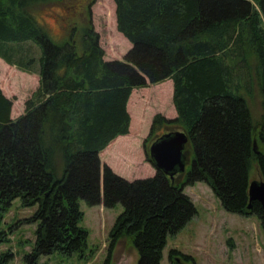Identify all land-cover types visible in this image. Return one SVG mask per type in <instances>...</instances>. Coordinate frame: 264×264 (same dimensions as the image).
<instances>
[{
  "label": "trees",
  "instance_id": "obj_1",
  "mask_svg": "<svg viewBox=\"0 0 264 264\" xmlns=\"http://www.w3.org/2000/svg\"><path fill=\"white\" fill-rule=\"evenodd\" d=\"M113 1L117 31L131 44L121 61L103 59L91 22L94 0H0V58L39 75L15 119L0 88V244L8 242L11 229L1 224L13 200L36 206L26 220L37 227L24 264L55 253L86 259L80 199L122 205L104 264L123 238L137 250V264H159L167 237L196 214L184 193L196 182L207 184L226 212L255 215L264 230L259 202L248 208L253 163L264 181V0ZM43 13L61 29L58 40ZM165 80L173 82L177 116L154 115L149 135L153 141L166 129L183 131L189 169L181 178L156 170L128 181L101 167L99 152L128 133L131 91ZM258 94L263 112L254 126L248 101ZM12 258L1 253L0 264ZM169 260L195 264L178 250Z\"/></svg>",
  "mask_w": 264,
  "mask_h": 264
},
{
  "label": "rangeland",
  "instance_id": "obj_2",
  "mask_svg": "<svg viewBox=\"0 0 264 264\" xmlns=\"http://www.w3.org/2000/svg\"><path fill=\"white\" fill-rule=\"evenodd\" d=\"M54 12L61 14L63 11L55 7ZM41 16L47 23L49 32L58 40L61 36L58 24L48 14L43 13ZM91 22L94 31L98 33L99 44L104 50L103 59L106 61L123 60L131 44L117 31L114 1L94 0L91 6ZM37 75L27 74L18 69L16 65L8 64L0 58V88L12 101V118L23 113L25 101L38 88L39 75ZM159 88L163 104L156 101L160 97ZM138 91L142 93V100L137 97L129 108L128 132L131 131L130 134L134 139L133 149H137V153L133 151V155L136 156L133 158V165L130 167L120 157H112L105 161L115 174L128 181L148 178L149 170L141 167L140 162L146 159L145 145L149 146L152 142V137L149 135L151 124H148L152 122V119L148 120L150 116L145 117L142 129L143 117L139 118L141 109L147 103V111L152 118L160 114L170 119L176 114L172 101V80H167L158 86H148L145 90L139 88ZM149 92H151L150 96L155 97V101L153 98L152 100L148 98ZM134 96L136 97V93ZM248 102L252 123L258 126L263 112L260 95L249 98ZM189 167L190 164H187L186 171ZM249 178L250 180L260 179L256 163L251 165ZM184 193L191 198L196 214L178 233L167 237L159 264H170L169 252L171 250H178L193 257L195 264H264V230L255 215L244 216L226 212L210 187L203 182L186 186ZM79 207L83 213L79 225L88 233L86 259H82L78 254L64 257L55 253L41 256L38 264L105 263L108 255L109 232L117 216L123 210L122 205L116 204L112 208H105L101 204L88 206L84 200L80 199ZM35 209L36 206L23 207L20 198H16L3 215L1 229L6 231L11 229V231L8 235V242L0 244V254L12 253L13 258L9 264H24L23 256L32 248L37 224L26 223V220L31 217ZM91 249L93 252L88 254ZM137 262L138 253L130 240L128 238L119 240L112 250L109 264H137Z\"/></svg>",
  "mask_w": 264,
  "mask_h": 264
},
{
  "label": "water",
  "instance_id": "obj_3",
  "mask_svg": "<svg viewBox=\"0 0 264 264\" xmlns=\"http://www.w3.org/2000/svg\"><path fill=\"white\" fill-rule=\"evenodd\" d=\"M189 144V138L180 130H165L157 136L148 146V156L155 170H161L164 174L173 178L186 172L190 155L185 149ZM253 150H256V142L253 140ZM249 205L251 202H259L264 214V181L250 180L248 187Z\"/></svg>",
  "mask_w": 264,
  "mask_h": 264
},
{
  "label": "crops",
  "instance_id": "obj_4",
  "mask_svg": "<svg viewBox=\"0 0 264 264\" xmlns=\"http://www.w3.org/2000/svg\"><path fill=\"white\" fill-rule=\"evenodd\" d=\"M25 73H27V72H25ZM37 73H38V70H34L32 73H27V74H33V75H37ZM38 76V75H37ZM39 78V77H38ZM167 81V80H166ZM165 82V81H164ZM164 82H162V83H158V84H149L148 86H158V85H160V84H163ZM148 86L147 87H143V88H140V90L142 89V90H145V89H147L148 88ZM139 89H133L132 91H131V95H130V97H129V99H128V101H127V105H126V110H127V112H128V114H129V108H130V105H133V103L135 102V100L137 99V97H139L141 100H142V93H140V91H138ZM159 90V98H157L156 99V101H159V102H163V101H161V99H162V94H161V90H160V88L158 89ZM170 92V91H169ZM4 93V92H3ZM136 93V97L134 96V94ZM151 95V92H149V94H148V98L150 99V100H152V98L154 99V101H155V97H153V96H150ZM135 97V98H134ZM133 99V100H132ZM132 100V101H131ZM163 104V103H162ZM147 109H148V104L146 103L145 105H144V107L141 109V112H142V114H141V112H140V114H139V118L140 117H143V119H145L146 120V118L145 117H149V119L148 120H151L152 119V117H151V115H149L150 113H148V111H147ZM175 109V108H174ZM174 111V110H173ZM139 112V111H138ZM147 112V113H146ZM174 113H175V111H174ZM154 114V113H153ZM130 115V114H129ZM153 116V115H152ZM177 116V113L175 114V116L173 115L172 117L173 118H175ZM12 117V116H11ZM18 117V116H17ZM16 117V118H17ZM130 117V116H129ZM139 118H138V120H139ZM173 118H170V119H173ZM13 119H15V118H13ZM148 124H151V122L149 123L148 122ZM144 128V127H143ZM142 128V129H143ZM130 129H131V127H130ZM130 132L131 131H129L126 135H119V136H117L115 139H113V141H111L109 144H108V146H106L102 151H100L99 152V159H100V164H101V167H103L104 165H107L106 164V160H110L112 157H116V158H118V157H120V158H123V160L127 163V164H129L130 165V167H132V165H133V158H136V156L135 155H133V151H135V153H137V149L136 150H134L133 149V147H132V144H133V142H134V139H133V137L131 136V134H130ZM141 132H143V131H141ZM138 134H141L140 132H138ZM108 166V165H107ZM140 166L141 167H143V168H147L149 171H148V177H152L154 174H155V169L151 166V165H149V163H147L146 161H145V159H143L141 162H140ZM108 167H110V166H108Z\"/></svg>",
  "mask_w": 264,
  "mask_h": 264
},
{
  "label": "bare ground",
  "instance_id": "obj_5",
  "mask_svg": "<svg viewBox=\"0 0 264 264\" xmlns=\"http://www.w3.org/2000/svg\"><path fill=\"white\" fill-rule=\"evenodd\" d=\"M144 127V119H143V124H142V128Z\"/></svg>",
  "mask_w": 264,
  "mask_h": 264
}]
</instances>
